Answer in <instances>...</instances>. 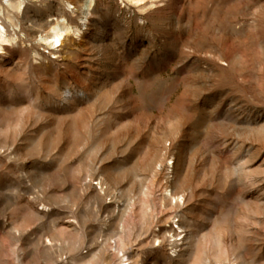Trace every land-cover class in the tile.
Masks as SVG:
<instances>
[{"label":"rangeland","instance_id":"obj_1","mask_svg":"<svg viewBox=\"0 0 264 264\" xmlns=\"http://www.w3.org/2000/svg\"><path fill=\"white\" fill-rule=\"evenodd\" d=\"M0 21V264H264V0Z\"/></svg>","mask_w":264,"mask_h":264},{"label":"bare ground","instance_id":"obj_2","mask_svg":"<svg viewBox=\"0 0 264 264\" xmlns=\"http://www.w3.org/2000/svg\"><path fill=\"white\" fill-rule=\"evenodd\" d=\"M142 1V0H141ZM139 2V1H138ZM88 6V5H87ZM67 30V28H63V27H61V25H54V27L52 28V33L49 35V37H47V38H50L51 40H50V43L52 44V45H55V44H57V43H62V39H63V37H65L64 36V32ZM7 34H8V29H7V27L4 25V24H2V22L0 21V40H2V42L3 41H10V39L7 37ZM10 36V35H9ZM220 262H222V264H223V261H220ZM227 264V263H226Z\"/></svg>","mask_w":264,"mask_h":264}]
</instances>
